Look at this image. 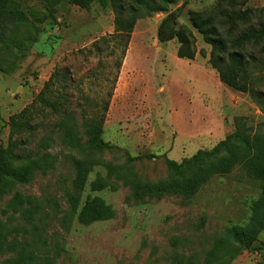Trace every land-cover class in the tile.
<instances>
[{
	"label": "rangeland",
	"instance_id": "rangeland-1",
	"mask_svg": "<svg viewBox=\"0 0 264 264\" xmlns=\"http://www.w3.org/2000/svg\"><path fill=\"white\" fill-rule=\"evenodd\" d=\"M18 1L27 21L17 31L19 48L10 53L13 69L0 70V145H8L10 117L34 101L57 68L73 83L68 91L74 109L62 123L60 115L47 113L26 145L51 157L31 181L13 184L0 200L10 240H18L28 254L48 256L52 264H205L228 228L246 225L253 204L264 200V101L220 80L209 63L211 45L191 23V13L218 11L229 7L227 2L177 0L166 12L139 18L117 69L121 46H94L115 32L108 0L87 9L70 0ZM234 1L237 10H256L247 26L264 21L257 10L264 0ZM168 13L175 14L178 28L186 25L194 33L195 59L177 56V38L158 40ZM253 52L261 65L255 90L264 93V56ZM107 99L102 151L95 152L85 145L83 122ZM237 128L248 140L233 141L232 147L245 152L246 161L207 177L198 173L202 180L192 193L136 198L135 182L175 178L171 161L210 150ZM96 180L101 189H93ZM17 193L40 204L33 222L9 207ZM95 197L110 204L115 216L80 223L78 215ZM74 202L77 210L66 229ZM257 238L255 248L243 250L232 264H264V228ZM15 256L0 253V264Z\"/></svg>",
	"mask_w": 264,
	"mask_h": 264
},
{
	"label": "trees",
	"instance_id": "trees-1",
	"mask_svg": "<svg viewBox=\"0 0 264 264\" xmlns=\"http://www.w3.org/2000/svg\"><path fill=\"white\" fill-rule=\"evenodd\" d=\"M81 8H90L98 0H70ZM115 14V32L104 36L95 42L98 47L103 42L107 47L110 43L121 46L120 59L116 61L117 69H120L123 58L128 49L129 42L136 21L144 16L153 15L156 12L167 11L169 4L177 0H108ZM230 7H223L218 11L207 13H191V23L203 36L206 43L211 45L209 63L218 72L220 80L232 89L250 92L258 95L264 101V93L255 90V71L260 70L261 65L253 49L264 56V21L257 26H247L248 17L254 11L253 8L235 9L234 0H224ZM264 12V7L257 9ZM27 21L18 0H0V70L13 69L10 53L19 48L20 40L17 31ZM246 25L247 27H243ZM160 42L178 39L180 45L177 49L179 58L193 60L197 54L195 35L188 26L178 28L175 22V14L168 13L161 21L158 31ZM111 38V40L109 39ZM116 49V48H114ZM1 50H7L3 55ZM3 55V56H2ZM116 78L114 79V83ZM73 83L68 77V72L57 68L44 88L34 101L24 107L20 112L9 119L10 137L7 146L0 145V200L8 193L15 183H26L32 180L37 169H44L51 155L49 153H35L26 146L30 137L35 135L38 125L44 122L46 114L60 115L61 123L72 117L73 103L68 89ZM111 95V92L109 93ZM110 101L104 100L102 108L88 116L83 122V132L86 137L85 145L89 150L102 151L103 125L109 109ZM41 118V122L37 119ZM36 120V121H35ZM238 127V125H237ZM25 136V137H23ZM243 140L247 142V135L239 128L220 141L210 150L198 151L190 158L181 162H170V167L175 178L164 181L142 183L135 182L133 190L136 198L163 197L168 194L192 193L202 180L196 178L198 173L204 177L215 173L227 171L236 161L247 159L248 155L239 153L233 149V141ZM226 151L227 154L223 152ZM86 182V174L83 175L80 185ZM93 189H101L98 180L92 183ZM12 212L19 213L24 221L33 222L35 215L40 211V204L21 193L15 194L9 200ZM77 210V202L73 203L70 216L67 218L65 228L71 226V219ZM115 216V211L104 199L95 197L87 202L83 211L78 215L80 223L89 224L95 221L108 220ZM264 228V200L256 201L252 206L250 221L246 225H234L227 230V238L216 242L213 251L208 256L205 264H232V261L243 250L255 248L258 241V233ZM18 240H10V229L7 222L0 219V253L8 251L15 253L8 264H52L50 258L36 253H26L18 248Z\"/></svg>",
	"mask_w": 264,
	"mask_h": 264
}]
</instances>
